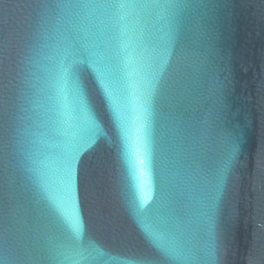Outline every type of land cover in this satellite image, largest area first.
<instances>
[{"label": "water", "instance_id": "1", "mask_svg": "<svg viewBox=\"0 0 264 264\" xmlns=\"http://www.w3.org/2000/svg\"><path fill=\"white\" fill-rule=\"evenodd\" d=\"M0 264H264V0H0Z\"/></svg>", "mask_w": 264, "mask_h": 264}]
</instances>
